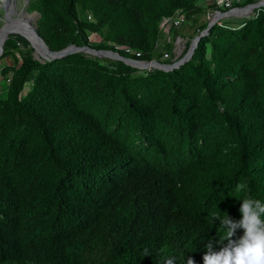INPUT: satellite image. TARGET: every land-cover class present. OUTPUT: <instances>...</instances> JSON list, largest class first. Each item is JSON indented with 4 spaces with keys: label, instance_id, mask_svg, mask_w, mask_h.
Returning a JSON list of instances; mask_svg holds the SVG:
<instances>
[{
    "label": "trees",
    "instance_id": "16d2710c",
    "mask_svg": "<svg viewBox=\"0 0 264 264\" xmlns=\"http://www.w3.org/2000/svg\"><path fill=\"white\" fill-rule=\"evenodd\" d=\"M208 10L227 11L213 0L26 7L38 13L36 31L52 52L88 46L144 62L162 57L164 19L179 15L196 37ZM221 23L168 72L81 52L34 59L26 39L8 37L0 59V264H203L209 240L213 251L226 243L213 218L239 221L244 198L264 203V7ZM164 49L170 58L160 63L175 64ZM242 235L238 228L232 239Z\"/></svg>",
    "mask_w": 264,
    "mask_h": 264
},
{
    "label": "clouds",
    "instance_id": "9594fccd",
    "mask_svg": "<svg viewBox=\"0 0 264 264\" xmlns=\"http://www.w3.org/2000/svg\"><path fill=\"white\" fill-rule=\"evenodd\" d=\"M239 212L241 219L233 221L225 217H214L227 232L226 243L215 242L218 251H213L214 242L209 240L203 255V264H264V203L251 197L242 200ZM243 229V235L233 240L236 229ZM187 264H194L189 258Z\"/></svg>",
    "mask_w": 264,
    "mask_h": 264
},
{
    "label": "water",
    "instance_id": "95a60500",
    "mask_svg": "<svg viewBox=\"0 0 264 264\" xmlns=\"http://www.w3.org/2000/svg\"><path fill=\"white\" fill-rule=\"evenodd\" d=\"M3 3H5V5H3ZM0 7L4 12L3 15V19H2V23L0 26V33L3 32L4 34V41L2 43V45L0 46V59L1 56L3 54V45L4 42L8 39V37L10 35H15L14 34V28L15 26L11 23L12 20L14 19H19L18 17L15 18L16 13L14 11V4L10 1L9 4V10L7 11L8 5L6 6V1L5 0H0ZM264 7V0H260L257 3L254 4H250L244 7H236L233 8L232 10L226 11V12H218L215 15V20L217 21L218 19L221 18H227V17H231V16H241V17H246L250 14H252L254 12V10L259 9V8H263ZM9 15H11L13 17L10 18ZM23 15H27V12H22V14L20 15V18ZM33 19V22L35 23V27L34 28V36L36 38V42L38 44V46L40 47L41 51L38 52L35 47L31 46L35 52L40 56L41 59L46 60V61H54V60H58L61 59L67 55L73 54V53H85L97 58H108V59H112V60H117V61H121L133 68H136L138 70H149V69H158V70H163V71H171L172 69L176 68V66H179L180 64H183L185 62H187L192 55L194 54V50L198 44V41L201 39L202 36H204L208 30L210 28H212L213 25H215V21H212L210 23H208V27L201 32L198 36H196L190 43V46L188 48L187 53L185 54L184 58L176 63V64H172V65H167V64H162L160 62L157 61H150V62H144V61H135V60H131V59H127L124 58L122 56H120L117 52L111 51V50H95L92 49L88 46H83V47H77L76 45H69L68 47H66L65 49L58 51V52H52L50 51V49L48 48V46L44 43V41L39 37L37 31H36V22L38 20V13L34 12L33 16H29ZM2 68V65L0 64V69Z\"/></svg>",
    "mask_w": 264,
    "mask_h": 264
},
{
    "label": "rangeland",
    "instance_id": "374dc122",
    "mask_svg": "<svg viewBox=\"0 0 264 264\" xmlns=\"http://www.w3.org/2000/svg\"><path fill=\"white\" fill-rule=\"evenodd\" d=\"M9 1H11L14 4V11H15V13L17 15V16H15V18L16 17L20 18V15L22 14V12H27L26 11V7L28 5L29 0H9ZM216 13H217L216 11L208 10V12L204 16H201L200 21L206 20V21H208V23H210L212 21H215V23L222 24L221 22L225 21L226 19H230V18H233V19L245 18V17H241V16H231V17H227V18L226 17L225 18H221V19H218L216 21L215 20ZM3 15H4V12H3V10L0 7V23H2ZM250 15H248L246 17H249ZM28 16H33V13H28ZM90 20H91V18H90ZM235 22H236V20L233 21V23H235ZM191 25H192V23L191 24H185V25H182L181 27H179V29L177 30V34L178 35L171 34V33L170 34L168 33L167 35L166 34L160 35V37L158 39V52H160L162 55L164 53L168 52V51H166L164 49L167 46V47L170 48V54L172 55L171 59L175 60L176 63L180 62L184 58L185 54L188 51L187 50L185 53H183L184 50H185L186 43L188 41L186 39V37L187 38H191V41L195 38L194 31H195L196 27L193 26V25L191 26ZM32 26L35 27V23L34 22L32 23ZM161 34H162V32H161ZM90 41L92 43L98 44V43L102 42V38L100 36H97V35H91L90 36ZM28 45H29V47H31L29 42H28ZM20 48L23 49L22 47H20ZM32 55H33L34 59H40V56L35 52V50L33 51ZM162 61H164V60L161 57L159 62H162ZM2 62H4L5 64H8V65H12L13 62H14V59L6 58ZM3 81H5V80L0 77V83L1 84L3 83ZM1 84H0V88H1Z\"/></svg>",
    "mask_w": 264,
    "mask_h": 264
},
{
    "label": "bare ground",
    "instance_id": "6f19581e",
    "mask_svg": "<svg viewBox=\"0 0 264 264\" xmlns=\"http://www.w3.org/2000/svg\"><path fill=\"white\" fill-rule=\"evenodd\" d=\"M6 1V6L8 5L7 11L9 10V4L10 1L9 0H5ZM3 5H5V3H3ZM10 18L13 19V17L11 15H9ZM11 23L15 26L14 28V34L15 35H19L23 38H25L31 46L35 47V49L40 52L41 49L38 46L37 42H36V38L34 36V28L32 26L33 23V19L27 15H23L21 18L19 19H14L11 21ZM4 34L3 32L0 33V46L3 43V39H4Z\"/></svg>",
    "mask_w": 264,
    "mask_h": 264
},
{
    "label": "built area",
    "instance_id": "2783aa9c",
    "mask_svg": "<svg viewBox=\"0 0 264 264\" xmlns=\"http://www.w3.org/2000/svg\"><path fill=\"white\" fill-rule=\"evenodd\" d=\"M213 1L218 7L229 11V10H232L233 8H236V7H233L234 4H240L244 0H213ZM183 22H184V19L180 17L179 15L171 17V18H166L161 22L159 29L163 34L167 35L171 28H178L183 24ZM125 51L127 53H131L129 49H126ZM136 55L139 56V54H136ZM162 58L163 60H167L170 58V56L167 53H164L162 55Z\"/></svg>",
    "mask_w": 264,
    "mask_h": 264
}]
</instances>
